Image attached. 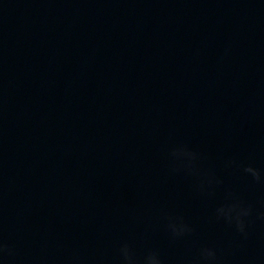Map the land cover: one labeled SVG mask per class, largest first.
Segmentation results:
<instances>
[{"label":"water","instance_id":"1","mask_svg":"<svg viewBox=\"0 0 264 264\" xmlns=\"http://www.w3.org/2000/svg\"><path fill=\"white\" fill-rule=\"evenodd\" d=\"M182 108L218 207L251 206L248 236L226 223L244 264H264V0H153ZM235 161L232 167L226 162Z\"/></svg>","mask_w":264,"mask_h":264},{"label":"clouds","instance_id":"2","mask_svg":"<svg viewBox=\"0 0 264 264\" xmlns=\"http://www.w3.org/2000/svg\"><path fill=\"white\" fill-rule=\"evenodd\" d=\"M170 156L173 159V171H186L190 175L200 178L198 189L205 191L213 184H219L221 181L217 180L209 173L201 172L198 167V161L200 160V154L192 151L186 146L174 147ZM235 161L226 162V167H232ZM244 173L249 174L252 179L257 183H264V177H262L259 169L253 167L251 164L242 165ZM228 201L216 209V216L218 219H223L229 225L235 227L236 231L247 238L248 236V221L246 218L252 215L251 206H246L231 193L228 195ZM264 219V214L261 215ZM168 230L173 237H182L185 234L191 233L192 229L183 222L181 218H168ZM121 264H163V260L160 257L158 251L148 250L142 257H138L133 247L125 242L122 243L118 249ZM15 247L7 242L2 236H0V261H6L15 257ZM217 251L212 247H204L199 251L198 260L195 264H217Z\"/></svg>","mask_w":264,"mask_h":264}]
</instances>
